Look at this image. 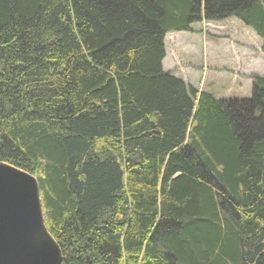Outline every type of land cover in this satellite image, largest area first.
<instances>
[{
	"label": "trees",
	"instance_id": "1",
	"mask_svg": "<svg viewBox=\"0 0 264 264\" xmlns=\"http://www.w3.org/2000/svg\"><path fill=\"white\" fill-rule=\"evenodd\" d=\"M264 0H0V162L38 179L62 264H264V76L220 99L168 33Z\"/></svg>",
	"mask_w": 264,
	"mask_h": 264
},
{
	"label": "water",
	"instance_id": "2",
	"mask_svg": "<svg viewBox=\"0 0 264 264\" xmlns=\"http://www.w3.org/2000/svg\"><path fill=\"white\" fill-rule=\"evenodd\" d=\"M45 222L38 179L0 162V264H62Z\"/></svg>",
	"mask_w": 264,
	"mask_h": 264
},
{
	"label": "rangeland",
	"instance_id": "3",
	"mask_svg": "<svg viewBox=\"0 0 264 264\" xmlns=\"http://www.w3.org/2000/svg\"><path fill=\"white\" fill-rule=\"evenodd\" d=\"M208 23L194 24V29H200L195 33L180 32L178 35L183 36L180 41H174L172 38L178 35L171 34L168 36L169 58L167 67H173V71H171L173 74L194 84V87L200 91H210L216 98L251 99L252 87L248 90L245 80H240L241 84L235 85L232 81V72H228L223 79L216 72V66L220 65L215 61L216 51L214 48L226 42L221 37H217L215 31L226 32L228 30L217 29L215 28L216 25L212 27L213 25H208ZM259 61V65L253 64L251 68L260 69L264 73L263 52L259 55ZM174 65L176 66L174 67ZM237 66L239 67V64ZM249 78L251 79L252 76Z\"/></svg>",
	"mask_w": 264,
	"mask_h": 264
},
{
	"label": "crops",
	"instance_id": "4",
	"mask_svg": "<svg viewBox=\"0 0 264 264\" xmlns=\"http://www.w3.org/2000/svg\"><path fill=\"white\" fill-rule=\"evenodd\" d=\"M204 23V22H203ZM208 23V22H206ZM208 25H213L217 29H224L223 31H215L217 37H221V39L226 42L222 45L215 46L214 51H216L215 61L219 63L220 66H216L217 73L220 78H224L228 72H232L233 78L232 81L235 85H240V80L244 81L247 85V89L253 88L252 78L255 75L264 76V73L260 71V69L251 68V65H259V55L264 51L262 48L263 40L258 37L255 31L251 27H245V25L239 20L235 18H231L226 20L223 23H208ZM206 26V25H205ZM194 25L192 26L193 31L191 33H195L200 29H194ZM231 29V30H230ZM188 33V32H186ZM189 33V34H191ZM174 34L178 35L180 33L171 32L168 33L166 37V54L167 57L163 63L166 71H173V67H167V60L169 58L168 46H167V38L169 35ZM174 41H180L183 39V36L172 37ZM244 63H246L244 65ZM239 64V67L237 66ZM176 65H174L175 67ZM177 76V75H176ZM185 81L194 87V84ZM219 97V96H218ZM222 99V98H220ZM226 99V98H224ZM231 99V98H229ZM227 99V100H229Z\"/></svg>",
	"mask_w": 264,
	"mask_h": 264
}]
</instances>
